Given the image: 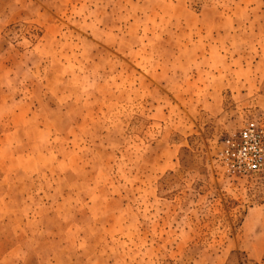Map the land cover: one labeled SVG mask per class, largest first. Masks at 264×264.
<instances>
[{
	"label": "rangeland",
	"instance_id": "rangeland-1",
	"mask_svg": "<svg viewBox=\"0 0 264 264\" xmlns=\"http://www.w3.org/2000/svg\"><path fill=\"white\" fill-rule=\"evenodd\" d=\"M264 0H0V264H264Z\"/></svg>",
	"mask_w": 264,
	"mask_h": 264
},
{
	"label": "built area",
	"instance_id": "built-area-1",
	"mask_svg": "<svg viewBox=\"0 0 264 264\" xmlns=\"http://www.w3.org/2000/svg\"><path fill=\"white\" fill-rule=\"evenodd\" d=\"M219 158L238 174H264V131L249 123L223 141Z\"/></svg>",
	"mask_w": 264,
	"mask_h": 264
}]
</instances>
